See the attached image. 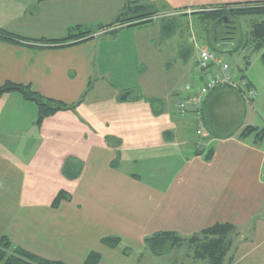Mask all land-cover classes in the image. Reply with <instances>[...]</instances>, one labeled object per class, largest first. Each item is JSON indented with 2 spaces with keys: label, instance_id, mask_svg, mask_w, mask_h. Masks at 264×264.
I'll use <instances>...</instances> for the list:
<instances>
[{
  "label": "crops",
  "instance_id": "1",
  "mask_svg": "<svg viewBox=\"0 0 264 264\" xmlns=\"http://www.w3.org/2000/svg\"><path fill=\"white\" fill-rule=\"evenodd\" d=\"M128 1L136 0H0V31L24 39L0 40V85H28L72 105L91 83L80 104L40 126L34 103L18 93L0 96V220L6 225L0 235L64 264H83L90 252L100 254L99 264H136L145 238L155 233L187 238L230 224L238 233L230 264H264V136H241L246 127L264 130V120H248L254 109L237 92L219 88L204 98L200 124L177 117L176 103L153 96L144 83L146 61L157 54L153 39L141 36L151 24L76 45L53 42L72 26L110 24ZM256 1L262 0L148 3L175 17ZM191 51L181 59L189 60ZM130 74H139L138 87L111 82ZM181 76L176 102L187 95L194 72ZM148 99L161 100L160 115L152 114ZM227 122L239 126L227 132ZM60 191L71 199L52 208ZM107 237L119 244L102 245Z\"/></svg>",
  "mask_w": 264,
  "mask_h": 264
},
{
  "label": "trees",
  "instance_id": "2",
  "mask_svg": "<svg viewBox=\"0 0 264 264\" xmlns=\"http://www.w3.org/2000/svg\"><path fill=\"white\" fill-rule=\"evenodd\" d=\"M244 15H264V0L205 7L191 13V17H199L200 25L206 33L205 36H203L206 45L214 49L220 48L221 50L229 46L230 42L233 40L231 34L226 32V29L232 30V27H234L233 19ZM163 16L166 15H160L155 11L148 3V0L128 1L110 24H100L95 27L83 25L72 26L68 28L67 35L64 39L53 42L61 45H76L93 39L100 32H104L103 35L106 36H113L120 28L147 26ZM178 16L187 17L188 15L181 14ZM169 25V23H162V34L164 36L169 35ZM219 27H223L224 30L222 33H218ZM198 35L200 36L199 33ZM223 36H228L230 38L223 40L224 45L215 46V44L212 43L213 39H216L217 42L220 43L222 40L219 38ZM0 40L18 43L24 39L11 33L0 31ZM46 43H52V41H46ZM250 44L253 50L260 54V61L264 66V20L253 25L250 32ZM90 87L91 83L88 85L81 99L76 104L72 105L44 98L34 92L30 86L12 82H6L0 85V96L8 93H18L24 100L34 103L37 108V119L35 124L40 126L46 118L60 111L74 109L76 105L81 103ZM147 102L154 116L161 114V112H159L161 100L148 99ZM251 134H254L256 138H260L264 136V130H259L257 127H246L242 131L241 136L245 137ZM207 158H210V156L207 155ZM63 172V174L67 176V163ZM70 199L71 197L68 193L60 191L54 197L51 207L57 208L62 202H68ZM237 238V228L233 225L215 224L187 238L181 237L173 232L155 233L145 238L144 249L152 256L159 258L169 255L174 250H180L185 246L188 248L185 257H189L192 260V264H196L197 262L203 264H230L233 259V253L236 250L235 240ZM101 243L108 248H115L119 244V239L107 237L103 238ZM100 260L101 256L98 252H90L83 264H99ZM0 264L64 263L42 258L21 247L14 246L7 236L2 235L0 236Z\"/></svg>",
  "mask_w": 264,
  "mask_h": 264
},
{
  "label": "rangeland",
  "instance_id": "3",
  "mask_svg": "<svg viewBox=\"0 0 264 264\" xmlns=\"http://www.w3.org/2000/svg\"><path fill=\"white\" fill-rule=\"evenodd\" d=\"M187 17L189 18L183 16L160 17L149 26L150 30L146 34H141L144 38H152L154 46L157 48L155 58L146 61L144 83L148 84L147 90L149 93L153 94V96H163V100L167 95L169 96V100L175 103L174 92H179L184 85L181 70L188 71L193 75L192 66L195 57V43L206 44L203 39L206 33L200 25L199 17H191V14ZM262 20H264V15H244L236 17L233 19L234 27H232V30L226 29V32H229L228 34H231V38H233L229 46L224 50L213 48L230 64L231 68L236 73L246 76V78L252 80L254 83L257 90H255L257 98L251 102L245 101L243 104L245 103L244 105L247 108L250 107L254 109L248 112L247 116L250 115L248 120L251 119V122L255 124H261V120H264V66L260 61V54L255 52L250 44V32L253 25ZM162 23L170 24L168 36L162 34ZM223 30V27H219L218 33H222ZM185 50L193 51L190 53L191 58L187 61L180 57V53L183 51L185 52ZM139 74L141 75V73ZM138 75H115L112 77L111 82L117 84L119 81L123 84H134L135 87H138L140 84ZM144 94L145 93H143V95ZM259 101L261 105L257 107L256 104ZM173 110H175V108ZM238 126L239 125L236 123L227 122L226 131L234 132ZM111 142L112 141H110V143ZM5 226V221L0 220V231H2ZM187 250L188 248L184 246L180 250H174L169 255L158 258L152 256L144 249L140 253V260L138 259L136 264H192V260L189 257H185ZM130 254L132 255V253ZM196 264L203 263L197 262Z\"/></svg>",
  "mask_w": 264,
  "mask_h": 264
},
{
  "label": "built area",
  "instance_id": "4",
  "mask_svg": "<svg viewBox=\"0 0 264 264\" xmlns=\"http://www.w3.org/2000/svg\"><path fill=\"white\" fill-rule=\"evenodd\" d=\"M193 72V82L184 87L187 95L178 99L175 105V115L179 118H192L194 122L200 124L204 98L219 88L237 92L246 102L257 98L256 91L246 77L236 73L227 61L206 44L195 43ZM196 133L200 134V130L198 129Z\"/></svg>",
  "mask_w": 264,
  "mask_h": 264
},
{
  "label": "flooded vegetation",
  "instance_id": "5",
  "mask_svg": "<svg viewBox=\"0 0 264 264\" xmlns=\"http://www.w3.org/2000/svg\"><path fill=\"white\" fill-rule=\"evenodd\" d=\"M219 39L222 40L220 43H218L216 39H213L212 43L215 44V46L224 45L223 40L230 39V38L228 36H226V37L223 36V37H220Z\"/></svg>",
  "mask_w": 264,
  "mask_h": 264
},
{
  "label": "water",
  "instance_id": "6",
  "mask_svg": "<svg viewBox=\"0 0 264 264\" xmlns=\"http://www.w3.org/2000/svg\"><path fill=\"white\" fill-rule=\"evenodd\" d=\"M128 95H129V93H125V94L123 95V97L121 98V100H123V99H127Z\"/></svg>",
  "mask_w": 264,
  "mask_h": 264
}]
</instances>
